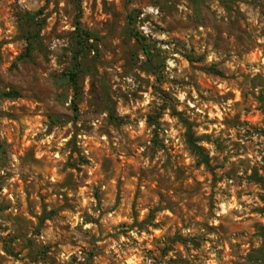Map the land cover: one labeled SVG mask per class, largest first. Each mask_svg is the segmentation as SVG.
I'll return each instance as SVG.
<instances>
[{
	"label": "rangeland",
	"instance_id": "374dc122",
	"mask_svg": "<svg viewBox=\"0 0 264 264\" xmlns=\"http://www.w3.org/2000/svg\"><path fill=\"white\" fill-rule=\"evenodd\" d=\"M9 91L0 264H264V0H0Z\"/></svg>",
	"mask_w": 264,
	"mask_h": 264
},
{
	"label": "trees",
	"instance_id": "16d2710c",
	"mask_svg": "<svg viewBox=\"0 0 264 264\" xmlns=\"http://www.w3.org/2000/svg\"><path fill=\"white\" fill-rule=\"evenodd\" d=\"M38 13H41V12H38ZM35 15L36 14L26 15V18H25L26 22H28L30 24L36 23L35 18H34ZM76 31L80 33V35H79V33H76L77 39L78 38L81 39V36L85 37L86 39L89 38V35L86 32L79 30L78 27L76 28ZM137 40L139 42H141L143 40V38L138 36ZM64 75H65V77H67L68 82H69V78H70V81L72 83H74V81L76 79V73L74 71L69 72V70H68L67 73H65ZM75 92H77V91H75ZM18 97H19V94L15 91H9V92L0 94V98L14 99V98H18ZM187 143H188L191 151L194 154H196L197 156H199L200 158H202L204 160V164L207 165V156H205L203 154L201 148L196 144L195 139L192 137V135L190 133L187 134Z\"/></svg>",
	"mask_w": 264,
	"mask_h": 264
},
{
	"label": "built area",
	"instance_id": "2783aa9c",
	"mask_svg": "<svg viewBox=\"0 0 264 264\" xmlns=\"http://www.w3.org/2000/svg\"><path fill=\"white\" fill-rule=\"evenodd\" d=\"M157 14H158V10L156 8L152 6H147L144 9H142L140 18H143L145 16H157ZM138 31L144 37H148L151 34L150 29L148 28V24L146 23L139 24Z\"/></svg>",
	"mask_w": 264,
	"mask_h": 264
}]
</instances>
